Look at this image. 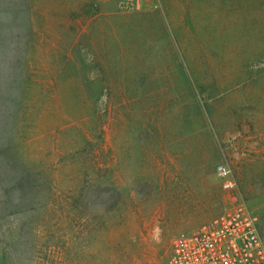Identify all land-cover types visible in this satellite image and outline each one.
I'll list each match as a JSON object with an SVG mask.
<instances>
[{
	"label": "rangeland",
	"instance_id": "374dc122",
	"mask_svg": "<svg viewBox=\"0 0 264 264\" xmlns=\"http://www.w3.org/2000/svg\"><path fill=\"white\" fill-rule=\"evenodd\" d=\"M220 164L264 237V0H0V264H168Z\"/></svg>",
	"mask_w": 264,
	"mask_h": 264
},
{
	"label": "built area",
	"instance_id": "2783aa9c",
	"mask_svg": "<svg viewBox=\"0 0 264 264\" xmlns=\"http://www.w3.org/2000/svg\"><path fill=\"white\" fill-rule=\"evenodd\" d=\"M118 2L122 7L140 4V0ZM216 175L229 193L228 210L176 238L168 264H264V237L256 214L238 192L229 165H218Z\"/></svg>",
	"mask_w": 264,
	"mask_h": 264
}]
</instances>
